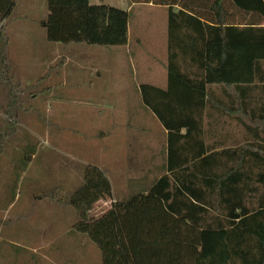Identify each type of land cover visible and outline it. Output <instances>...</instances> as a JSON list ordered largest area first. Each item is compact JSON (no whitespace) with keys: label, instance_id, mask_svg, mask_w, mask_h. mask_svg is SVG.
I'll list each match as a JSON object with an SVG mask.
<instances>
[{"label":"trees","instance_id":"1","mask_svg":"<svg viewBox=\"0 0 264 264\" xmlns=\"http://www.w3.org/2000/svg\"><path fill=\"white\" fill-rule=\"evenodd\" d=\"M128 1L168 7L167 87L140 90L168 130L169 173L92 217L94 205L111 198V185L100 168L86 165L79 186L59 199L77 213L73 230L98 247L101 264H264V0ZM14 3L0 0V35ZM47 9L42 25L49 41L127 42L124 9L91 0H47ZM217 91L227 97L226 109L247 116L238 118L244 133L227 135L224 149L201 160L224 159L226 166L181 167L203 154L177 162L185 145L202 144V114ZM239 159L256 166H233ZM187 171L202 179H184Z\"/></svg>","mask_w":264,"mask_h":264},{"label":"crops","instance_id":"2","mask_svg":"<svg viewBox=\"0 0 264 264\" xmlns=\"http://www.w3.org/2000/svg\"><path fill=\"white\" fill-rule=\"evenodd\" d=\"M93 1L91 0V3ZM18 2L19 0H15L13 8L17 6ZM121 3V9L126 10L128 13L136 6H147L157 10L160 14V18L156 17L160 23L159 31L149 34L153 43L145 42L146 35L140 32L132 36L129 33L128 20L127 42L122 45H96L52 41L45 42L44 45L42 43V51H45V54L39 62H41V66L44 65L42 66L45 69L44 72L42 67L39 69L34 68L33 59L31 61L27 60V53L20 56V58H27L24 60L18 58L16 55L14 57L10 56L9 52L7 53L10 42L8 36L5 41L3 39L4 55L0 56L3 61L1 63L0 60V117H6L5 115L10 113V111L17 112L15 106L17 99L19 96L27 94V90L25 89L33 86L31 77L35 71L40 73V77H46L47 80L43 83L46 90L43 103L47 104L48 116L66 117L67 113L61 104L67 101L78 104L79 108L75 107V113L78 116L79 126L77 125L74 130L78 135L80 134L83 137L84 141H87L85 145L87 147L90 146L91 150L98 151L100 149L101 152H105V156H102L101 160L85 161L84 165L97 166L105 173L111 185V198H109L111 202L127 199L126 197L117 198L116 195L114 196V188L110 179H122L125 177L127 175L125 171L128 168L127 165L130 163V160L132 161L135 179H158L161 175L169 173V170H167L168 130L163 127L153 112L145 105L140 90L142 84H149L161 89L167 87L169 52L171 51H169L168 7L152 3H130L128 0H121ZM22 7L20 6L16 18H32L31 16L34 14V11L23 10ZM176 9L177 7L175 6L174 10ZM12 12L13 9L10 14ZM43 15L44 17L48 15V9L44 6ZM42 16L41 21L43 22ZM7 17L1 24L5 23L8 19ZM29 21L34 23L31 19ZM24 36L25 41H28V35ZM27 44L29 46L27 50H29L31 45L28 42ZM157 50H159L160 58H157L158 54H155ZM172 51L177 53L175 61L181 63L184 70L187 69L185 67L187 61L182 58L183 55L176 48H173ZM129 52H134L136 56H147L149 57V61L151 57L155 58L153 64H147L145 67H132L131 65L132 81L128 80L130 74H127V66L123 63V55ZM72 60H81L87 63L95 61L104 62L110 74L105 78V81L103 79L99 81V78L88 79L78 76H73L74 80H69L67 63ZM95 65L97 64L95 63ZM188 69L193 71L196 67L191 66ZM42 72L44 73L43 76H41ZM12 74L15 76L14 80L20 83L19 87L15 86ZM90 76L92 77V74ZM35 95L28 93V96H23L22 98L27 100L25 103H30L34 102ZM99 98L105 104L104 114L100 113L103 109L96 110L94 106ZM227 100V97L219 94V91H217L216 95L208 97V102L202 114V132L199 137L202 144L198 142L195 145H185V148L180 151L177 162H183L184 158L190 159L192 152L203 150V154L183 164L181 167L188 166L192 168L193 164H196L201 169H207L209 166L217 168L226 166L224 159H217V162L212 165L208 161L203 162L201 160L208 153H217L224 149V140L227 135L231 138H238L244 133L245 129L238 122V118L245 119L247 116L233 109H226L225 104ZM93 107L96 112L93 111ZM93 114H97L96 119H99V121H104L105 128L103 130L95 131L94 127L97 121H92ZM57 119L60 120L59 118ZM180 132L183 133L184 128ZM10 134V130L4 128L0 118V137H4L0 138V152L5 137ZM55 134V130L49 127L44 128L42 131L44 144L49 146V148L62 152L65 156L71 155V152L67 149L72 147L71 142L67 147L65 146V143L71 139H66L64 128L57 130L56 139L51 141L50 137L55 136ZM75 141L72 142L73 146L75 143H78V140ZM53 142H57V146L50 144ZM38 144H36V147ZM74 148L77 149L75 146ZM232 165L256 166L251 161L247 163V161H241L240 159L236 160ZM103 167L106 168V171L103 170ZM75 169L74 163H67L63 159L59 163L58 179H82L83 171L80 169L75 171ZM16 173H20V170ZM22 173H24V170ZM76 174L78 175L77 178ZM183 178L194 179L196 177L187 171L184 173ZM196 179H202V174ZM11 183H5L6 187L7 184ZM150 184H147V187L143 186L139 191L147 189ZM6 192L2 184V189H0V210L3 211H7L8 208L13 206L12 198L4 199ZM105 211L106 209L104 208L98 216ZM98 216L96 215V217Z\"/></svg>","mask_w":264,"mask_h":264},{"label":"rangeland","instance_id":"3","mask_svg":"<svg viewBox=\"0 0 264 264\" xmlns=\"http://www.w3.org/2000/svg\"><path fill=\"white\" fill-rule=\"evenodd\" d=\"M92 3L122 7L121 0H94ZM20 6H23V10H33L32 18H16ZM43 6L47 7V0H19L17 8H13L12 14L8 15V19L3 24V32L0 35V56L4 55L3 39L5 41L8 36L10 42L7 53L9 52L10 56L16 55L20 58L22 54L27 53L28 59L26 57L20 59L28 61L33 59L34 68L39 69L44 66H41L39 62L45 54V51H42V43L44 45L45 42L50 41L46 38L41 21ZM46 17L43 15L42 20ZM156 17L160 18V14L155 8L134 7L128 13L129 33L134 36L140 32L146 35L145 42L153 43L149 34L159 31L160 23ZM24 35H28V41H25ZM27 42L31 45L29 50H27L29 47ZM7 53L5 51V55ZM155 54H158L157 58H160L159 50ZM154 60V57H151L149 61L147 56H136L134 52L125 53L123 63L127 66V74H130L128 80L132 81L131 65L145 67L147 64H153ZM106 66L104 62L87 63L72 60L67 63L68 79L74 80L73 76H78L105 81L110 74ZM42 70L44 72V67ZM11 76L15 86L19 87L20 83L14 80L15 76L13 74ZM31 78L33 86L25 89L27 94L23 96H28V93L36 94L34 102L25 103L27 100L19 96L15 105L17 112L10 111L5 115L6 117H0L4 128L9 129L11 133L5 137L1 146L0 189L3 184L7 191L4 199H13L11 208L7 211L0 210V264H101V253L98 247L85 234L73 230V225L77 221L75 209L59 201L62 196L73 192L82 179H58L57 172L59 163L63 159L67 163H74L75 171L79 169L83 171L85 161L101 160L105 152H101L100 149L91 150L90 146L85 145L87 141H84L83 137L74 130L77 125L79 126L78 116L75 113V107H78V104L65 100L67 102L61 105L67 113L66 117H49L47 104L43 103L46 91L43 83L47 78L40 77V73L36 71ZM94 106L96 110L103 109L100 113H105V104L101 98ZM93 111L96 112L94 107ZM93 118L92 121H97L95 131L103 130L104 121L96 119L97 114H93ZM46 127L55 130L56 134L57 130L64 128L66 139H71L65 143L67 147L71 142L72 147L67 148L71 155L65 156L62 152L44 144L42 131ZM56 134L50 137L51 141L56 139ZM75 140H78V143L74 144L77 149L72 145ZM37 143L39 144L36 147ZM50 144L57 146V142ZM127 167L125 177L110 179L114 188L113 194L117 198H129L153 180L135 179L131 160ZM18 170L20 173H16ZM23 170L24 173H22ZM103 170L106 171V168L103 167ZM7 182L12 183L7 184L6 187ZM53 195L54 198H52ZM110 204L111 200L108 199L107 202V198L100 199L90 211V215L98 216L104 208L107 210Z\"/></svg>","mask_w":264,"mask_h":264}]
</instances>
